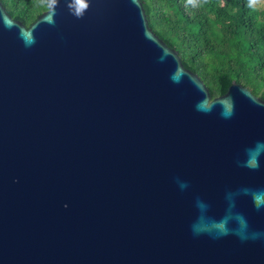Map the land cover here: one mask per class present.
I'll return each mask as SVG.
<instances>
[{
    "label": "water",
    "instance_id": "water-1",
    "mask_svg": "<svg viewBox=\"0 0 264 264\" xmlns=\"http://www.w3.org/2000/svg\"><path fill=\"white\" fill-rule=\"evenodd\" d=\"M0 264H264V100L140 0L0 1Z\"/></svg>",
    "mask_w": 264,
    "mask_h": 264
},
{
    "label": "trees",
    "instance_id": "trees-1",
    "mask_svg": "<svg viewBox=\"0 0 264 264\" xmlns=\"http://www.w3.org/2000/svg\"><path fill=\"white\" fill-rule=\"evenodd\" d=\"M0 1L29 27L49 0ZM140 1L150 28L200 77L211 98L225 94L235 81L264 100L263 0Z\"/></svg>",
    "mask_w": 264,
    "mask_h": 264
},
{
    "label": "rangeland",
    "instance_id": "rangeland-1",
    "mask_svg": "<svg viewBox=\"0 0 264 264\" xmlns=\"http://www.w3.org/2000/svg\"><path fill=\"white\" fill-rule=\"evenodd\" d=\"M264 1V0H263Z\"/></svg>",
    "mask_w": 264,
    "mask_h": 264
}]
</instances>
